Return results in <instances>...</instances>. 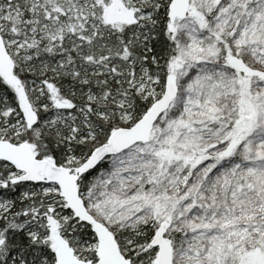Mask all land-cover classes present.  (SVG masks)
<instances>
[{
  "label": "snow or ice",
  "instance_id": "obj_1",
  "mask_svg": "<svg viewBox=\"0 0 264 264\" xmlns=\"http://www.w3.org/2000/svg\"><path fill=\"white\" fill-rule=\"evenodd\" d=\"M0 264H264V0H0Z\"/></svg>",
  "mask_w": 264,
  "mask_h": 264
}]
</instances>
